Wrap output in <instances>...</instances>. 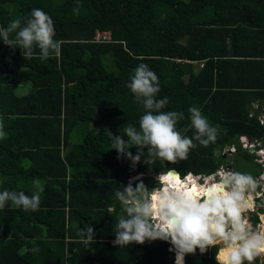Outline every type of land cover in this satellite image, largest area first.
<instances>
[{
  "label": "trees",
  "instance_id": "1",
  "mask_svg": "<svg viewBox=\"0 0 264 264\" xmlns=\"http://www.w3.org/2000/svg\"><path fill=\"white\" fill-rule=\"evenodd\" d=\"M254 1L81 0L74 15L75 0H0V27L40 8L63 41L60 58L48 60L23 59L0 41V116L7 133L0 140V191L31 195L34 178L45 182L38 211L0 209V264H92L91 253L104 264H173L166 242L113 245L122 213L119 184L163 165L140 163L133 170L111 150L104 130L120 135L128 124L138 127L144 109L126 84L144 63L159 78L158 98H169L165 111L184 113L178 128L189 123L188 109L200 106L220 133L215 144L167 167L209 174L225 163L221 150L233 145L235 169L259 173L239 141L240 135L264 140L253 107L264 106V51L255 44L256 34L264 39V7H250ZM96 30L108 31L110 40H95ZM143 181L155 183L149 175ZM87 225L96 242L85 246L79 232ZM37 246L39 252L25 254V247ZM214 252L189 255L185 263L215 264Z\"/></svg>",
  "mask_w": 264,
  "mask_h": 264
},
{
  "label": "clouds",
  "instance_id": "2",
  "mask_svg": "<svg viewBox=\"0 0 264 264\" xmlns=\"http://www.w3.org/2000/svg\"><path fill=\"white\" fill-rule=\"evenodd\" d=\"M72 11L79 15L81 0H75ZM55 36L52 17L40 8L32 9L27 16L12 19L7 27H0V41L10 49L18 48L27 60L37 55L41 60L59 59L63 41ZM126 87L144 113L138 127L128 124L123 128V134L113 135L104 130L110 148L116 151L118 159L129 160L133 170L140 163L149 165L160 161L163 171L157 172L151 187L144 183L141 172L131 175L127 184H119L115 198L122 213L117 218L113 245L127 247L160 240L170 245L168 251L174 255V264H186L187 256H195L197 252L203 256L213 249L215 264H256L258 258H264V223L254 225L250 216L254 210L253 194L258 187L256 177L250 172L224 166L209 174L187 172L183 175L166 166L187 161L190 152L198 146L215 144L220 135L218 128L200 106L190 107L189 123L178 128L185 119L184 113L165 111L169 98H158L161 91L159 78L147 64L140 63L135 67ZM262 108L264 106L259 109ZM189 132L192 134L188 135ZM6 137L4 118L0 116V140ZM243 141L241 139V145ZM133 148L135 154L130 150ZM44 183L34 178L31 195L22 190L3 189L0 191V209L10 204L25 212L38 211ZM111 210L115 211V208ZM79 236L85 246L96 242L93 226H84ZM30 251L39 252V247L24 248L25 254Z\"/></svg>",
  "mask_w": 264,
  "mask_h": 264
},
{
  "label": "rangeland",
  "instance_id": "3",
  "mask_svg": "<svg viewBox=\"0 0 264 264\" xmlns=\"http://www.w3.org/2000/svg\"><path fill=\"white\" fill-rule=\"evenodd\" d=\"M22 85H24L23 87V91L27 90L28 84L27 83H23ZM18 92V91H17ZM254 108L258 109V114L260 113V115L258 116L259 120H262V113L260 112L262 109H259L258 106H253ZM264 138V136H263ZM241 139H243V143H242V147L243 149H247L249 155V158H252V161H255L256 163L259 164V167L261 168V171L259 173L254 174L253 176L257 178L258 180V187L256 189V192L253 194V200H254V210L250 213L251 216V220L253 222V213L257 216V221L255 224L258 223H264V212H260L258 209L259 208H264V140L261 139H253V140H248V138L246 137H242L239 136V141L241 143ZM255 141V142H254ZM251 145L250 148H248L247 146ZM235 147L233 145L230 146H226L221 150V153H223L224 158H225V163L222 164V166H224L225 168H230L233 170L235 169ZM216 155H219V151H215ZM242 166V164H241ZM220 167V166H219ZM218 167V168H219ZM247 169L251 170V167H247ZM143 175H149L150 177L153 178V180H155V176L158 174L157 172L152 171L151 169H144ZM131 175H129L127 177V182L129 181ZM127 184V183H126ZM262 195L261 197H259V195ZM255 197H259V198H255Z\"/></svg>",
  "mask_w": 264,
  "mask_h": 264
},
{
  "label": "crops",
  "instance_id": "4",
  "mask_svg": "<svg viewBox=\"0 0 264 264\" xmlns=\"http://www.w3.org/2000/svg\"><path fill=\"white\" fill-rule=\"evenodd\" d=\"M250 7H264V0H256V1H254V4L251 5ZM255 44L257 46V51H259V49L264 51V39L261 36V33H258V34L255 35ZM20 85H21L22 88L24 87V85H22V84H20ZM91 256L96 258L95 261H93L91 259L92 260V264H104L106 262L103 257L101 259H97V257L95 256L94 253H91Z\"/></svg>",
  "mask_w": 264,
  "mask_h": 264
},
{
  "label": "built area",
  "instance_id": "5",
  "mask_svg": "<svg viewBox=\"0 0 264 264\" xmlns=\"http://www.w3.org/2000/svg\"><path fill=\"white\" fill-rule=\"evenodd\" d=\"M94 39L97 40V41H100V40H110V33L106 30H103V31H99V30H96L95 31V36H94ZM262 120H260L261 123L264 124V108H262ZM173 264H174V259H173Z\"/></svg>",
  "mask_w": 264,
  "mask_h": 264
},
{
  "label": "water",
  "instance_id": "6",
  "mask_svg": "<svg viewBox=\"0 0 264 264\" xmlns=\"http://www.w3.org/2000/svg\"><path fill=\"white\" fill-rule=\"evenodd\" d=\"M156 242H160V240H157Z\"/></svg>",
  "mask_w": 264,
  "mask_h": 264
}]
</instances>
